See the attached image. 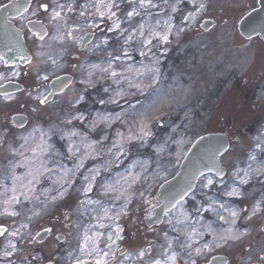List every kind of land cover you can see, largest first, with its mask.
Listing matches in <instances>:
<instances>
[{
	"label": "rangeland",
	"instance_id": "1",
	"mask_svg": "<svg viewBox=\"0 0 264 264\" xmlns=\"http://www.w3.org/2000/svg\"><path fill=\"white\" fill-rule=\"evenodd\" d=\"M11 1L0 0V10ZM40 2L41 0H32L29 11L18 18H43L49 30L43 52L51 53L53 59L57 60L58 64L54 66L84 70L85 78L91 83L86 82L83 86L78 81L76 87L50 102L41 114L30 118L25 132L32 134L34 130L36 133L41 131L45 133L44 140L32 137L27 144L21 143L20 146L5 149V163L0 167L3 176V180H0V213H3L5 207L3 201L13 194L14 175L27 177L30 170L36 174V169H40L43 175L38 176L33 189V195L40 199L25 201L21 198L22 203L15 206L20 215L5 219L4 214H0V225L11 232L21 223H29L30 207L31 210L39 211L40 215L33 217L29 228L21 229V232L25 236L29 231L35 235L43 227H52L53 234L47 235L42 244L29 243L30 237L13 238L8 233L0 236V253L8 248L10 240L19 249L6 262L0 254V264H25L26 261H31V264H46L50 258L57 264L71 263L78 254L84 229L89 227V233L92 234L103 222L100 220L98 223L94 218L104 213L105 209H111L113 214L120 211L124 205L122 190L134 193V197L127 206L128 214L118 221L124 228V239L117 241L120 251L116 253L114 264H152L156 258H164L169 241L172 242V249L179 253L178 260H185L189 264L191 258L187 253L191 249H185L182 245L189 242L186 233L191 228L195 227L201 233L195 238L194 245H202L205 244L204 240L213 239V232L222 234L229 228L242 232L262 224L264 199L259 198L258 194L262 191L264 197V175H257L253 171L264 172V97L257 96L255 92V86L261 81L257 77L260 76L258 60L254 59L248 66H239L242 63L236 57L239 53L236 50L226 53L221 47H217L214 32L203 34L195 31L194 27H199L201 18L197 17V22L188 27L189 22L184 17L194 6L191 0H152L153 7L141 9L136 6L140 15L130 20L126 16L129 8L121 0H117L119 7L114 10L122 21V28L131 32L141 24L145 25V35L132 33L134 39L127 44L125 39L129 33L122 35L119 30L107 32V27L111 26V21L107 19L101 25L103 31L86 28V24L100 22L99 17L96 20L97 17L89 15L95 12L92 5L96 0H58L59 3L73 4L75 8V11L63 14L69 29L80 26L89 33H95L91 42L84 47L79 42L71 44V41L77 40L67 37L66 30L58 32L57 23L50 22L47 13L41 10L36 16L31 15V11ZM173 6L178 10L173 12ZM81 11L85 12L87 20L80 15ZM178 13H181V17L176 18ZM166 23H171L173 28L168 30ZM148 25H151L153 32L167 33L168 42L164 43L158 36L149 35ZM182 28L184 31L180 32ZM177 32L180 34L177 35ZM58 35H65L63 42L53 39ZM27 36L30 40H35L37 45L41 43L30 32ZM73 36H84V32L75 31ZM102 38H107L108 43L94 47ZM146 39H151L152 44L142 43ZM124 50L128 52V58L122 55ZM38 51V48H33L34 53ZM141 52L145 55H141ZM60 54V59L54 57ZM116 56H121V59L115 60ZM257 56L259 58L260 54ZM110 62L112 67L109 71H102L109 67ZM94 65L99 67H93ZM217 65H227L230 68L238 66L241 73L239 82L234 84L232 79L229 82L227 78H223L231 69L227 70L225 67L222 70L220 67L216 68ZM155 69H159L158 73ZM112 71L118 73L119 82L111 76ZM154 77H157L155 82ZM244 78L248 81L245 82ZM132 84L150 87L138 90ZM120 91L125 94L123 98L116 96ZM85 92L92 100H96L91 101L89 98V102L84 105L82 103L85 99L76 104L77 95ZM111 99H117L118 103H111ZM101 100L105 103H100ZM118 113L121 114L120 119H115ZM79 114H83V120L73 119ZM104 117L111 119L105 120ZM156 117L159 119H155ZM142 120L148 124L152 134L143 141L129 140V132L138 133ZM73 131L78 135L69 138L68 134ZM213 131L229 132L231 146L221 156L222 164L227 168L225 176L220 178L216 173H207L200 177L196 189L175 208L167 211L159 225L148 226L147 212L151 211L154 215L155 208L161 203L156 196L159 186L178 171L185 152L194 139ZM118 134H123L124 137L122 155L113 147L122 143ZM41 147L46 151L41 152ZM13 148L15 152L10 150ZM70 148L73 151H69ZM20 152L24 155L20 156ZM252 156L256 159H251ZM81 162L83 167H78ZM14 165L20 166L13 167ZM45 167L51 171H44ZM63 169H73L72 179L75 183L62 199L49 202L50 196L46 195L45 190H51L50 194L55 195V190L59 188L57 181L63 176ZM96 169H99V175H96L93 182V190L90 195H84L82 189L88 183L84 177L94 174ZM238 170L241 178L245 171L249 172L247 184L241 183V179L237 177ZM205 177L215 181L209 188L202 187ZM21 183H26V180L16 181V187L19 188ZM109 185L115 191H108ZM233 188H238L243 195H225ZM84 199L99 203L86 201V206H82L80 202ZM210 203L215 210L204 211ZM258 203L260 210L252 215V210ZM45 204L46 208L43 206ZM220 204L224 205L223 209L219 207ZM180 209L189 214V220L180 216ZM229 210L239 213L234 225L230 223L232 218ZM65 214L69 216L67 221L64 219ZM221 215L225 217L224 220L219 219ZM103 219V223L111 230L103 232L105 235L101 237V241L106 240L107 234L114 229L111 220L107 217ZM177 219L181 223L177 224ZM168 220L173 223L170 225ZM69 223L72 227H65ZM209 226L211 232L208 230ZM60 233L64 234V239L55 241L53 237ZM164 233L168 234L167 237ZM149 246L151 250L144 257L138 258L137 253ZM126 256L129 258L126 259Z\"/></svg>",
	"mask_w": 264,
	"mask_h": 264
},
{
	"label": "snow or ice",
	"instance_id": "2",
	"mask_svg": "<svg viewBox=\"0 0 264 264\" xmlns=\"http://www.w3.org/2000/svg\"><path fill=\"white\" fill-rule=\"evenodd\" d=\"M121 2H123V0H121ZM127 2L129 3V5H132L134 0H127ZM179 2V0H178ZM136 3L138 5L139 8L141 9H145L148 7H153L154 5L152 4V0H136ZM191 3L193 5H196V10L195 12H189L187 16L184 17L185 21H188V27H190L192 24L197 22V17L200 13H202L205 9H206V4L203 2H200L197 5V0H191ZM28 7H24V11L28 12L30 9V0H28ZM5 8H8V5L4 6ZM21 5H16L14 6V10L16 12H20L21 9ZM87 7V6H85ZM92 7L95 8V12L90 13L89 15H91L93 18L95 17H99L100 18V22L96 23H90V24H86V28L87 29H97L100 31H103L101 25L105 23V19H107L108 21H111V26L107 27V32H116V31H120V33L123 35L124 33H129L125 39V44H127L129 41H131L132 39H134V35L132 33L138 32L140 36H144L145 35V25L141 24L138 28L136 29H132L131 32H129V29L127 28H122V21L119 20V18L117 17V12L114 9H117L119 7V5L117 4V0H96V3H94L92 5ZM41 10L43 11V13H47L48 14V18L50 22H56L58 27H57V31L60 32L62 30H66V36L67 37H73L74 40H78V42L80 44H83L85 42L84 40V36H88V35H92L94 36L95 33H89L88 31H85V29L83 27L77 26L76 28H72L69 29L67 27V21L65 19V15H63L66 12H73L75 11V8L73 6V4H66V3H59L58 0H52V2H46V0H41L40 3H38L37 7L35 10L31 11V15L32 16H36L38 13L41 12ZM178 9L173 6L172 11L175 12ZM80 15L82 17H85V19L87 20V17L85 15L84 11L80 12ZM140 15V13L137 11V7H132L131 11H128L126 13V16L128 17V19L130 20L132 17ZM60 22H63L62 24ZM207 23V22H205ZM28 24L31 25L32 27V35L36 38H38V40L41 42L37 45L39 51L36 53V57H40V56H46V59L43 61V64H48L51 63L53 65H57L58 62L57 60L53 59V56L51 53H44L43 49L45 47V37L48 36V26L44 24V22L42 20H28ZM202 27H204V25H201ZM148 28L150 29L149 31V35H153V36H158L160 38V40H162L164 43H167L169 40V35L167 33H160V32H153L151 31V25H148ZM166 28L168 30H171L173 28V25L171 23H166ZM205 30H207V28H205ZM22 31V29L20 30ZM75 31H83L84 32V36H80V37H74L73 33ZM184 31V29H180V32ZM180 32H177V35L180 34ZM53 39H58L61 42H63V40L65 39V35H58L53 37ZM108 43V39L107 38H102L99 42V44L94 45V47H99L100 44H104L106 45ZM142 43L147 44V45H151L152 44V40L151 39H146L144 41H142ZM10 51H16L15 49H9ZM150 50V49H149ZM141 55H145L144 52L140 53ZM109 55H111V53H109ZM122 55L125 58H128V52L126 50L123 51ZM18 56H19V60L25 62L27 65H31L32 64V60H33V56L31 54H24L23 51H19L18 52ZM115 60H120L121 56H116L114 57ZM0 63H3L5 65L9 64V59H5V53L0 52ZM19 65H16V68H18ZM93 67H99V65H94ZM112 67L111 62L109 63V67L102 69V71L104 72H108L109 69ZM41 71H45L42 67L37 66L36 68V72H37V79L41 81V86L44 87L45 84L44 82H47L49 80V75L48 74H44V75H40ZM159 69H155V72L158 73ZM27 74V73H25ZM10 77H17L21 75L20 71H17L15 69H13L10 72ZM91 76V73L89 74ZM111 76L113 78H117V82H119L118 80V73L115 71L111 72ZM6 77L4 76L3 73H0V79H5ZM157 79V77H154V82ZM56 82L52 85V90H47L45 89V92L41 93L38 90V94L35 96V100L38 101V103L40 105H44L47 104L49 102V98L50 97H55L58 92L59 93H63L65 91V89H70L71 88V77H60L57 76L55 78ZM67 81V82H66ZM11 82V81H10ZM87 83H91V81H87ZM132 87H135L138 90H143L144 87H150V85H141V84H132ZM0 87H2V85H0ZM20 91H23L21 89H18ZM105 91H108V89H105ZM29 96L32 95L31 91H28L27 93ZM124 93L122 91L117 92L116 96L123 98L124 97ZM4 99L6 101L12 100L13 97L11 95H9L8 93L4 94ZM85 99V97L83 95H77L76 99H75V103L79 104L81 101H83ZM111 103H118L117 99H111L110 101ZM127 102V101H125ZM100 103H105L104 100H101ZM132 107H134V105H130ZM37 111V109H33V112ZM99 115V114H98ZM121 114H116L115 119H120ZM73 119H80L83 120L84 116L83 114H79L75 117H73ZM103 119L105 120H110L111 117H104ZM155 119H159V117H156ZM16 118H13V121L15 122ZM19 127H23L24 123H23V118H21V122L18 125ZM93 127H95V124H93ZM152 133L149 130L148 124L145 123L143 120L140 122V127H139V132L138 133H133V132H129V136L128 139L129 140H145L148 136H150ZM69 138L78 135V133H76L75 131L71 132L68 134ZM120 135L121 141L122 143L117 147V145H113V147L117 148V152L120 153L121 155L123 154V134H118ZM107 137H105L106 139ZM22 139L25 140V144H27V137H22ZM201 139H203V137H201ZM4 137H0V142H3ZM90 147V145H89ZM257 147H260V144H257ZM11 151L15 152L16 150L10 149ZM41 152L46 151L45 148L41 147L39 149ZM30 151H37V149H30ZM69 151H73L72 148L69 149ZM228 149L225 148L224 152H227ZM20 156H23L24 153L20 152L19 153ZM221 155H223V153H221ZM251 159L255 160L256 157L252 156L250 157ZM20 165H14L13 167H18ZM78 167H83V163L81 162ZM264 167V166H262ZM214 169H209V171H213ZM44 171H51V169L48 168H44ZM256 172L257 175H264V172L260 171V170H253ZM72 174H73V169H63V176L61 177L60 180L57 181V183L59 184V188L55 190V195H51V190H45L46 195L50 196V200L49 202H55L58 199H62L64 196L67 195L68 193V189L72 187V185L75 183V180L72 179ZM39 175H43V172L40 171V169H36V174H33L32 171L30 170L28 173L27 177H17V176H13V182H14V186L12 188V195L10 197H8V199L4 200L3 203L5 205L4 209H3V213L0 214H7L9 216H18L20 215V212L16 210V205H20L22 203L21 198H23V200L25 201H29L32 199H36L39 200L40 197L39 196H34L33 195V189H34V184L36 182H38V176ZM96 175H99V169L94 170V174L90 175V176H85L84 180L87 181V186L84 187L82 189V191L87 194L89 192H91L93 190V182L95 181ZM205 174L203 171H201L199 173V176L203 177ZM218 176H223L224 173L223 171H219L217 172ZM237 177L241 179V183L243 184H247L249 179H250V175L248 171H245L244 173V177L241 178L239 176V170L236 173ZM18 180H26V183H21L19 188L16 187V181ZM215 183V181L210 178V177H205V182L203 183L202 187L204 188H209L210 186H212ZM195 185L190 184L188 186V188L186 190H184L182 193H179V199L177 200L175 197H172L169 200V203H172V201L174 200L175 203L172 205L173 208L176 207V205L180 204V202L182 200H184V198L186 196H189L192 192V190L194 189ZM131 188V185H129V189ZM107 190L108 191H115V189L112 188L111 185L107 186ZM18 193V194H17ZM121 195L124 197V205L121 207L120 211L116 212L115 214L112 213L111 209H105L104 211V216L107 217L109 220L112 221V223L114 224V229L113 231L109 232L107 234V238H106V248L107 251L103 248H100L99 244H100V238L103 237L105 235V233L103 232H96L93 236H88L87 233L84 234V248L81 249L82 252L86 251V254L89 256H93L94 258H96V264H114V261L116 260V253L118 251H120L119 246L117 245V241H122L124 239L122 233L124 232V228L121 226L120 223H118V221L121 219L122 216H126L128 213L126 211L127 206L129 204L132 203L133 201V197H134V193H131L128 190H122L121 191ZM141 195H143L141 193ZM225 195L227 196H242L243 193L238 189V188H233L231 191H228L225 193ZM120 197H117V199H119ZM194 198V197H193ZM209 200H211V197H209ZM82 205H85V201H81L80 202ZM87 203H99V201H91L88 200ZM145 203H151L150 201H145ZM215 203V202H213ZM45 208L47 207V205H43ZM155 207V206H153ZM219 207L221 209L224 208L223 204H220ZM204 211H208V210H215L212 207V204L210 203L208 205L207 208L203 209ZM260 210V205L259 203L253 208L252 210V215H256L257 211ZM31 211V216L28 217V221L29 223L31 222L33 217H37L40 215L39 211H35V210H29ZM230 211V216H231V224H235L236 220L239 218V213L235 210H229ZM152 212L148 211L147 212V218L150 219L152 216ZM180 216H182L184 218V220H189L190 216L187 212L183 211V209H180ZM249 219H251V216L248 217ZM64 219L67 221L69 219V216L67 214H65ZM220 220H224L225 217L224 216H219ZM29 223H21L19 225L18 228L13 229L11 232H9V229L3 225H0V236H4L6 233H8L11 237L13 238H29L28 240L29 243H43V238H42V234H46V235H52L53 234V228L52 227H43L41 230L36 231L35 235H32L31 231H29L27 233V236L24 235V233L21 232V229H28L29 228ZM168 223L171 225L173 223L172 220H168ZM177 224L181 223V221L179 219H177L176 221ZM65 227H72V225L66 224ZM100 227H104L103 224L100 225ZM208 230L211 232L212 229L209 226ZM177 231H179V229H177ZM165 237H167V233H164ZM201 233L195 228H191L190 231H188L186 233L187 236V240L189 242L185 243L184 245H182L183 248L185 249H191V251H189L187 254L189 255V257H191L192 252H194L197 256H200L202 254H204L205 250H207L208 252H212L214 251V249L216 248H222L225 245L229 244L232 241H240L244 236L248 235L247 230L245 231H237L233 228H229L228 230H226L224 233L222 234H216L215 232H213V241L211 244L209 243H205L203 244L202 247H194V242H195V238L197 236H200ZM38 237H41V239L37 240ZM64 238V234L60 233L58 235H55L53 237V239L55 241H59L61 239ZM89 241H91V246L89 247ZM151 250V246H149L146 249L140 250L137 253V257L138 258H142L146 255V253H148ZM19 249L17 248V245L15 242H13L12 240L9 241L8 243V248L6 250H4L2 253L3 257L7 258L12 256L14 253L18 252ZM71 255V254H69ZM130 256V254H129ZM129 256H126L125 258H129ZM178 256L179 253L174 251L172 249V242L169 241L168 243V249L167 251L164 253V258L163 259H155L152 261V264H177L178 261ZM218 258L213 256L212 260L215 261ZM262 261H264V257L261 258ZM9 264H11V262H9ZM25 264H31V261H26ZM48 264H57V262L54 259H49L48 260ZM75 264H87V262L83 259H76ZM121 264H123V262H121ZM189 264H196V260L191 259ZM208 264H211V262H208Z\"/></svg>",
	"mask_w": 264,
	"mask_h": 264
},
{
	"label": "flooded vegetation",
	"instance_id": "3",
	"mask_svg": "<svg viewBox=\"0 0 264 264\" xmlns=\"http://www.w3.org/2000/svg\"><path fill=\"white\" fill-rule=\"evenodd\" d=\"M200 2L206 4V9L198 15V18H201V21L199 22L198 28L197 26L194 27L195 31L198 30L203 34L214 32L215 45L217 47H221L220 49L226 53L229 51L234 52L236 50V53H239V55L236 56L237 60L238 62L239 60L242 62L241 64H238L237 62V64L241 67L248 66L247 64L254 61V59H257V65L260 71V76L257 77H260L259 80L261 81L255 86V92L257 96L264 97V33L258 31L260 28H264V0H200L197 2V5ZM195 10L196 5L191 7L188 10V13L195 12ZM179 17H181V13H178L176 16V18ZM245 18H255L254 26L257 31H255L251 37H247L239 26ZM29 19H39L44 22L43 18H8V20L14 24L13 26L19 28L20 30L22 29L25 46L29 50V54L33 56L32 63L36 62L42 64L27 65L26 63H23L5 65L0 63V73H3L6 77L5 79H0V85H2V87H0V137H4L3 142H0V167L5 163V155L7 152L5 149L25 143V140L22 139V137L28 138L27 143L32 137H41L40 139L44 138L45 133L41 131L36 133L34 130V133L32 134L25 132L27 124L31 120L30 118L41 114L50 102L54 101L58 96L66 93L69 89H65L63 93L57 94L55 97H50L49 102L44 105H40L38 101L35 100L38 90L41 93L45 92V89L52 90L51 84L57 76L62 77L63 75H71L73 77L71 88L76 87L78 81H80V84L83 86L86 85L87 81H89L85 78L86 72L82 69L60 68L52 64H43L46 56L36 57V53L33 52V48H38L37 44L34 42L35 40H30L27 36L29 32L32 34V29L28 24ZM201 25H204V27ZM205 28H207V30H205ZM35 39L38 40L36 37ZM258 54H260L259 58L257 56ZM54 57L60 59L62 54L55 55ZM16 65H19V67L16 68ZM37 66H40L45 70L41 71L40 75H49V80L44 82V87L41 86V81L36 78ZM218 67L225 70L227 65H217L216 68ZM227 68V70L231 69V71L227 72L223 78H227L229 82L230 79H232L234 84L239 82L238 77H240L241 74L240 68L238 66ZM13 69L20 71L21 75L17 77H10L9 74ZM243 80L245 82L248 81L247 78H244ZM88 89L87 92H89ZM28 91L32 92L31 96L27 94ZM87 92L82 93L85 97L82 105L89 102V98L91 99V96L88 95ZM5 93L11 95L13 99L6 101L4 99ZM94 100L91 99V101ZM82 105L81 107H83ZM33 109H37V111L33 112ZM14 117L16 118L15 122L13 121ZM21 118H23V127L18 126L21 122ZM1 173L0 180L3 177ZM262 193V191L259 192L258 197L264 199V197H262ZM261 222L262 224H257L251 227L250 230H242H247L248 235L244 236L240 241H232L222 248L214 249L212 252L205 250L204 254L200 256H197L194 252H192L190 258L196 260V264H208V262H211V264H264V261L261 259L264 257V217ZM204 241L205 243L211 244L213 239ZM202 246L203 244L194 245V247ZM213 256L218 259L213 261ZM177 264L186 263L185 260L179 259Z\"/></svg>",
	"mask_w": 264,
	"mask_h": 264
},
{
	"label": "water",
	"instance_id": "4",
	"mask_svg": "<svg viewBox=\"0 0 264 264\" xmlns=\"http://www.w3.org/2000/svg\"><path fill=\"white\" fill-rule=\"evenodd\" d=\"M8 8H5L3 5L0 10V52L5 53V59H9V64L24 63L19 60L18 52L23 51L24 54H29L24 42L23 32L19 28L13 26L14 24L8 20V18H17L21 16L25 11L24 7H28V0H12L10 3H7ZM21 5L20 12L14 10V6ZM31 5V0H30ZM255 18H245L240 26L242 32L247 36L251 37L257 29L254 26ZM31 29V25L29 26ZM259 29V28H258ZM261 33H264V28H260ZM92 35L84 37L85 42L82 44V47L89 43L92 39ZM15 49L16 51H10L9 49ZM62 77H71L65 75ZM72 81V77H71ZM56 82L54 79L52 85ZM67 82V81H66ZM59 93V92H58ZM203 137V139H201ZM230 148V138L229 132H209L197 137L189 150L186 152L180 169L175 176L163 182L158 189V198L162 201L158 207L154 210V215L150 219L146 218V223L148 226L159 225L164 217V214L173 208V204L169 203V200L172 197H175L177 200L180 198L179 193H182L188 188L190 184L195 185L198 182L199 173L201 171L204 174L207 173H216L223 171V176H218L220 178L224 177L226 174L227 168L222 165L221 162V153L224 152V149ZM209 169H214L209 171ZM187 197V196H186ZM185 197V198H186ZM184 198V199H185ZM46 234H42L43 240H45ZM38 240L41 237L37 238ZM64 239V238H63ZM61 239V240H63ZM48 264V263H47Z\"/></svg>",
	"mask_w": 264,
	"mask_h": 264
},
{
	"label": "bare ground",
	"instance_id": "5",
	"mask_svg": "<svg viewBox=\"0 0 264 264\" xmlns=\"http://www.w3.org/2000/svg\"><path fill=\"white\" fill-rule=\"evenodd\" d=\"M121 3H124V5L126 6V7H128L129 8V11H131V9H132V7H136V6H138L137 5V3H136V0H134V2H133V4L132 5H129V3L127 2V0H123V2H121ZM130 6V7H129ZM97 19H99L98 17L96 18V20ZM97 23H99V22H97ZM100 42V41H99ZM76 43H78V40L77 41H71V44H75L76 45ZM87 186V185H86ZM92 192V191H91ZM91 192H89V193H87V194H85L84 192H83V194L84 195H90L91 194ZM83 201H87V199H84ZM82 205V204H81ZM83 206V205H82ZM5 219H9L10 218V216L9 215H7V214H4V216H3ZM103 218H105V216H104V213H102V214H98L94 219L98 222V223H100V220H103V222H104V219ZM101 223V224H103L104 225V227H100V225L98 226V229H96V231H94L92 234H90L89 233V227H86L84 230V234L85 233H87L88 234V236H93L96 232H104V231H110L111 230V228L108 226V225H105L104 223ZM101 239V238H100ZM101 241V240H100ZM106 240H103V241H101L100 242V244H99V246H100V248H103V249H105L106 251H107V248H106ZM118 243V242H117ZM91 246V241H89V247ZM82 248H84V235H83V238H82V242H81V245H80V247H79V251H78V254H77V256L74 258V260L71 262V263H69V264H75V261H76V259H83V260H85L86 262H87V264H91V263H96V258H94L93 256H89V255H87L86 254V251L85 252H82L81 251V249ZM156 259H160V258H156ZM2 260L4 261V262H6V261H8V257L7 258H5V257H3L2 258Z\"/></svg>",
	"mask_w": 264,
	"mask_h": 264
}]
</instances>
